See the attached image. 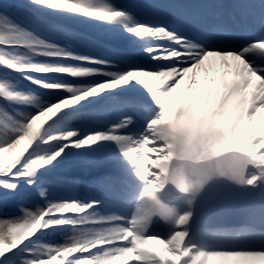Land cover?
<instances>
[{
  "label": "snow or ice",
  "instance_id": "obj_1",
  "mask_svg": "<svg viewBox=\"0 0 264 264\" xmlns=\"http://www.w3.org/2000/svg\"><path fill=\"white\" fill-rule=\"evenodd\" d=\"M213 58L240 79L170 107ZM262 110L264 0L0 4V264H264V218L245 225L251 243L214 248L171 203L214 177L264 179ZM72 158L98 174H58ZM52 186L83 187L87 202ZM117 203L127 215L98 210Z\"/></svg>",
  "mask_w": 264,
  "mask_h": 264
},
{
  "label": "bare ground",
  "instance_id": "obj_2",
  "mask_svg": "<svg viewBox=\"0 0 264 264\" xmlns=\"http://www.w3.org/2000/svg\"><path fill=\"white\" fill-rule=\"evenodd\" d=\"M72 27L74 28L75 31H78L84 35H90L93 38L94 36H96V34H100V33H97L95 30L88 28L87 26L75 25ZM228 64H229L228 67L222 66L218 58H213L210 61H206L203 68L197 70V75L195 76L196 83L194 85L190 84L192 74L191 73L187 74L185 79L181 81V84L177 88V91L173 94V97L170 101V107H172L175 103H178L179 101H183L185 98L195 96L198 92H206L207 90L211 89V91L214 93V91L217 90L220 86H223V85L231 86L233 82L238 81L240 77L236 75V69L234 67L235 62L232 61L231 58H229ZM189 88H191V91H189ZM80 173H88V172H86L83 169L81 171L74 172V169H72V170L66 171V173L64 174H65V177H72V176H80ZM96 187H98V189ZM72 191L73 190L71 189L69 193H66L67 195L64 194L63 198L76 199L80 195H83L86 197V201H87V196H86V193L83 187L79 189V192L76 195H74ZM93 191L95 192L100 191L101 193L106 194L108 192V189H106L104 186L96 185L94 186ZM97 194H99V196H102L99 192ZM258 202H259V207H258L257 212H259L260 214H263L264 213V186H261L260 189L258 190ZM106 208L107 210L104 211L105 213H108V212L114 213V212H117L118 210V207L116 208L115 205L112 207H106ZM124 208H126L128 212L127 207L124 206ZM255 219H256V214L253 215V217L249 219L247 223ZM246 224L242 225V227L237 228V229L212 231L210 233L220 234L219 238L221 239L220 241L224 244L223 246L224 249L240 248L244 246L237 247V245L235 244L237 241L239 242L250 241L251 242V240H247L245 236L246 234L245 225ZM249 239L251 238L249 237ZM190 240L193 241V237H190ZM152 243L154 244L155 242L153 241Z\"/></svg>",
  "mask_w": 264,
  "mask_h": 264
},
{
  "label": "water",
  "instance_id": "obj_3",
  "mask_svg": "<svg viewBox=\"0 0 264 264\" xmlns=\"http://www.w3.org/2000/svg\"><path fill=\"white\" fill-rule=\"evenodd\" d=\"M216 180L220 178L214 177L211 186L192 202V229L238 226L255 209L256 193L249 185L223 180L217 184Z\"/></svg>",
  "mask_w": 264,
  "mask_h": 264
},
{
  "label": "rangeland",
  "instance_id": "obj_4",
  "mask_svg": "<svg viewBox=\"0 0 264 264\" xmlns=\"http://www.w3.org/2000/svg\"><path fill=\"white\" fill-rule=\"evenodd\" d=\"M17 2H18V0H0V4H13V3H17ZM51 22L52 21H51L50 18H47V19L41 18V23L47 24V23H51ZM75 25H79V24H73V25H71V27L75 26ZM79 26H85V25H79ZM44 34H48V33H44ZM263 114H264V111H263ZM72 169H74V172H78V171L82 170V168L76 163L75 158L70 159L69 162H67L65 165L61 166L60 168H58L57 169V173L58 174H63L65 176L64 173H66V171H69V170H72ZM85 174L93 175L95 173H90V172H88V173H80L81 176H72V177H66V178L69 179V180H81L82 176H84ZM51 190L54 192V195H56L58 197H61V198H63L64 194L69 193V191H71V189H63V188L60 189L59 187H56V186H52ZM73 194H74V192H73ZM76 199H80V200H83V201L87 202L86 198L84 199V198L78 197ZM97 199H99V198H97ZM115 206H116V208L118 207L117 205H115ZM172 206L175 208L176 212L179 213V214H183L185 212H192V208H191V205H190V199H188V198L180 199L177 202L173 203ZM98 210L101 211V212H104V211L107 210V208L102 205L101 208L98 209ZM110 213H112V212H110ZM114 213L124 214L121 209H118L117 212H114ZM105 214H107V213H105ZM260 215L264 216V214H258L257 215L259 220L261 219V218H259ZM188 229H189V225H188ZM212 236H215L214 239L218 241V239H217L218 238V234H211L209 232H206V233L198 232L194 236V242H196L198 244L199 243L207 244V240L210 237H212ZM214 239H211L212 243L215 242Z\"/></svg>",
  "mask_w": 264,
  "mask_h": 264
}]
</instances>
